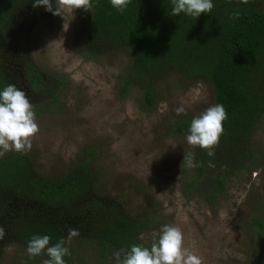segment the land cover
Returning a JSON list of instances; mask_svg holds the SVG:
<instances>
[{
  "label": "trees",
  "instance_id": "trees-1",
  "mask_svg": "<svg viewBox=\"0 0 264 264\" xmlns=\"http://www.w3.org/2000/svg\"><path fill=\"white\" fill-rule=\"evenodd\" d=\"M259 1L212 0L211 12L194 18L183 12L171 15L172 0H130L123 11L113 8L110 0H91L92 8L82 21L87 56L121 47L129 55L127 74L119 84L121 97L131 84L139 83L146 103L152 105L154 80L167 70L210 84L211 106L222 104L227 112L224 131L214 155L199 146L186 154L184 162L191 157L195 166L183 172L184 190L196 191L210 202L225 191L231 177L261 164L252 141L264 114V11ZM31 2L0 0V91L14 84L26 92L32 106L45 102L52 110L57 107L59 81L33 64L22 34H11ZM197 116L180 120L175 130H189ZM92 159L90 150L66 173L47 176L34 169L25 152L11 150L0 156V226L5 229L0 255L13 241L26 249L34 235H48L49 246L65 242L73 229L77 238L98 251L100 263L114 255V249L122 260L134 244L150 248L140 233L159 222L151 216H130L117 199L101 194L93 182ZM248 222L254 252L262 253L264 264V202Z\"/></svg>",
  "mask_w": 264,
  "mask_h": 264
},
{
  "label": "rangeland",
  "instance_id": "rangeland-1",
  "mask_svg": "<svg viewBox=\"0 0 264 264\" xmlns=\"http://www.w3.org/2000/svg\"><path fill=\"white\" fill-rule=\"evenodd\" d=\"M258 5L264 11V0ZM85 14L89 11L80 8L62 10L61 15H49L45 10L39 21L23 16L30 22L25 37L29 57L60 83L56 108L46 109L45 102L32 106L33 111L37 107L39 131L25 153L34 169L47 176L64 174L92 150L96 189L117 199L128 215L151 216L159 222L142 230V242L151 245L154 234L171 225L181 229L183 247L199 256L202 264L262 263V253L254 252L248 219L264 202V114L252 133L261 164L231 177L225 191L212 202L196 191L186 192L183 172L191 167L183 157L196 146L187 143L189 130L179 133L175 126L211 106L212 87L203 78L187 80L167 70L154 80L152 105L146 103L139 83L119 96L129 55L121 47L87 56ZM11 34L17 35L15 31ZM64 246L70 251L64 256L68 264H117L111 254L100 263L98 251L76 236L68 235ZM46 259L44 252L30 256L13 241L3 249L0 264H43Z\"/></svg>",
  "mask_w": 264,
  "mask_h": 264
},
{
  "label": "clouds",
  "instance_id": "clouds-1",
  "mask_svg": "<svg viewBox=\"0 0 264 264\" xmlns=\"http://www.w3.org/2000/svg\"><path fill=\"white\" fill-rule=\"evenodd\" d=\"M34 0L33 7L44 6L46 11L53 15H61L62 10L73 12L74 9L90 11L91 0ZM248 4L250 0H240ZM113 8L123 11L130 0H110ZM171 15L178 16L181 12L192 17H198L201 13H210L214 7L212 0H172ZM238 15V13H236ZM183 111V109H178ZM227 119V112L222 104L208 107L199 116L194 117L190 123L187 143L199 146L207 150L209 156L214 155V148L219 143L223 134V121ZM39 131L35 122V113L32 104L24 90L14 84H8L0 91V156L5 151L15 150L25 152L31 148V137ZM185 159V157H183ZM187 164L194 167L191 157L186 158ZM72 236L78 235L76 230H70ZM5 229L0 226V240L4 238ZM48 235H34L28 241L26 251L30 256L40 255L46 250L49 259L43 264H65L63 257L70 255V251L60 240L55 245L49 246ZM184 237L180 228L171 225L162 226L159 234H154L153 242L149 247L134 244L120 259V253H114L117 264H202V260L196 254L183 247Z\"/></svg>",
  "mask_w": 264,
  "mask_h": 264
},
{
  "label": "flooded vegetation",
  "instance_id": "flooded-vegetation-1",
  "mask_svg": "<svg viewBox=\"0 0 264 264\" xmlns=\"http://www.w3.org/2000/svg\"><path fill=\"white\" fill-rule=\"evenodd\" d=\"M31 7L29 8V10L25 13V16H31L32 18L35 17L39 20H41L44 16H42V14L44 13V9L45 7L44 6H37L36 8L33 7V3L31 2ZM35 10L37 11V13L35 12ZM49 15L52 14L51 12L49 11H46ZM31 18V20H32ZM30 20V21H31ZM16 25H15V33H17V35H20L22 34L24 37H27V34H28V28L27 26L29 25L30 22H27L25 20V18L23 17H20L19 19L16 20ZM23 32V33H22ZM26 39V38H25Z\"/></svg>",
  "mask_w": 264,
  "mask_h": 264
},
{
  "label": "water",
  "instance_id": "water-1",
  "mask_svg": "<svg viewBox=\"0 0 264 264\" xmlns=\"http://www.w3.org/2000/svg\"><path fill=\"white\" fill-rule=\"evenodd\" d=\"M42 16H43V14H42Z\"/></svg>",
  "mask_w": 264,
  "mask_h": 264
}]
</instances>
